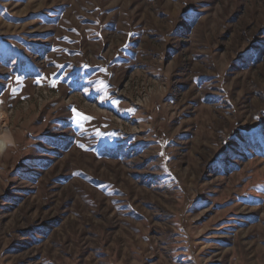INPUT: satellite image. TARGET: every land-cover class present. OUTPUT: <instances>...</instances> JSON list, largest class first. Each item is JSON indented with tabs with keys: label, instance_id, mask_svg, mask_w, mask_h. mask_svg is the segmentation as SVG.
Instances as JSON below:
<instances>
[{
	"label": "rangeland",
	"instance_id": "rangeland-1",
	"mask_svg": "<svg viewBox=\"0 0 264 264\" xmlns=\"http://www.w3.org/2000/svg\"><path fill=\"white\" fill-rule=\"evenodd\" d=\"M0 111V264H264V0H0Z\"/></svg>",
	"mask_w": 264,
	"mask_h": 264
},
{
	"label": "bare ground",
	"instance_id": "bare-ground-1",
	"mask_svg": "<svg viewBox=\"0 0 264 264\" xmlns=\"http://www.w3.org/2000/svg\"><path fill=\"white\" fill-rule=\"evenodd\" d=\"M3 122V114L0 111V124ZM11 137L9 135H3L0 133V151H4L6 149L7 143L11 141ZM8 148V147H7Z\"/></svg>",
	"mask_w": 264,
	"mask_h": 264
},
{
	"label": "snow or ice",
	"instance_id": "snow-or-ice-1",
	"mask_svg": "<svg viewBox=\"0 0 264 264\" xmlns=\"http://www.w3.org/2000/svg\"><path fill=\"white\" fill-rule=\"evenodd\" d=\"M73 111L75 112V109H73ZM77 115H79V113H77Z\"/></svg>",
	"mask_w": 264,
	"mask_h": 264
}]
</instances>
